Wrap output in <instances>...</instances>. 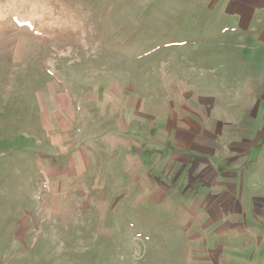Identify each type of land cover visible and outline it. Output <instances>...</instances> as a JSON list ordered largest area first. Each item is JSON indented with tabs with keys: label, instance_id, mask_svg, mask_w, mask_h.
I'll use <instances>...</instances> for the list:
<instances>
[{
	"label": "rangeland",
	"instance_id": "obj_1",
	"mask_svg": "<svg viewBox=\"0 0 264 264\" xmlns=\"http://www.w3.org/2000/svg\"><path fill=\"white\" fill-rule=\"evenodd\" d=\"M0 264H264V0H0Z\"/></svg>",
	"mask_w": 264,
	"mask_h": 264
},
{
	"label": "trees",
	"instance_id": "obj_2",
	"mask_svg": "<svg viewBox=\"0 0 264 264\" xmlns=\"http://www.w3.org/2000/svg\"><path fill=\"white\" fill-rule=\"evenodd\" d=\"M115 47H121L125 44V41L123 39H115V41L113 42ZM135 225L138 224V222L134 223Z\"/></svg>",
	"mask_w": 264,
	"mask_h": 264
}]
</instances>
